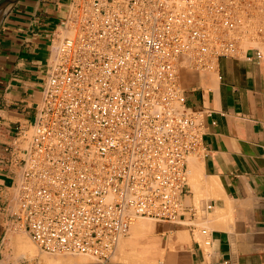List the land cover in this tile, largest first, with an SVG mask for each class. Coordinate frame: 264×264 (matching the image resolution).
<instances>
[{
	"label": "built area",
	"instance_id": "1",
	"mask_svg": "<svg viewBox=\"0 0 264 264\" xmlns=\"http://www.w3.org/2000/svg\"><path fill=\"white\" fill-rule=\"evenodd\" d=\"M255 9L264 17V0H68L34 121L4 149L20 169L11 225L42 253L96 264L137 218L192 226L183 195L202 113L181 70L235 55Z\"/></svg>",
	"mask_w": 264,
	"mask_h": 264
},
{
	"label": "crops",
	"instance_id": "2",
	"mask_svg": "<svg viewBox=\"0 0 264 264\" xmlns=\"http://www.w3.org/2000/svg\"><path fill=\"white\" fill-rule=\"evenodd\" d=\"M67 3L19 0L0 26V264H23V256L7 257L20 169L7 163L4 149L16 127L34 121ZM186 70V105L202 113L203 151L188 159L183 198L198 213L192 226L147 222L132 244L155 264L163 252L155 228L169 244L162 264H264V49L240 46L218 56L213 73Z\"/></svg>",
	"mask_w": 264,
	"mask_h": 264
},
{
	"label": "rangeland",
	"instance_id": "3",
	"mask_svg": "<svg viewBox=\"0 0 264 264\" xmlns=\"http://www.w3.org/2000/svg\"><path fill=\"white\" fill-rule=\"evenodd\" d=\"M255 4H257V3H255ZM248 28L240 30L241 33L239 32L240 33V40H241L240 41V45L244 49L257 48V47L260 48V49H264V17L260 14L258 9L254 10V16L251 18V27L249 29ZM186 69L187 68H182V70H181L182 83H183V77H184L183 75H184L185 72H187ZM206 71L210 72V73L214 72L212 70L211 71L210 70L209 71L206 70ZM200 72H202V71H200ZM140 220H142V221H140ZM135 222H136L137 225L142 224V223L146 224L148 222V223H151V225H153V226H154L155 223H157V221H154V220H151V219H148V218H138V219H136V221H134V223ZM15 231H16V232H14L15 235H17V236H19L21 238H28L29 239V237L25 234V232L23 230H21V229L17 230L16 229ZM139 234H136L134 232L133 236L136 237ZM152 236H153V238L156 241H159V243H161V248H162V250L164 252V253L162 252L161 257L157 260V262L155 264H162L163 261H169L168 257H167V248L169 247V244L166 242V237L163 236L162 234H159L157 231H155V228H154V231L152 233ZM169 239H171V236H170ZM124 240H126L127 243H129V242H133L134 239H131V241H130V235L128 233V235L124 238ZM29 241H30V239H29ZM125 248L127 250L131 249L128 246H126ZM133 248H134L135 253L138 254L136 252V246H134ZM35 253H36L35 254L36 257L34 259H32V260H29V259L27 260L26 257L25 258L23 257L22 258L23 264H48V263L52 264V263L49 262V260H47V258L51 259L50 256H49L50 254H46V253H42L41 254L36 246H35ZM45 255H47V256H45ZM20 256H22V255L19 254L18 257H20ZM62 256H64V255H62ZM7 257H8V260H12L13 259L14 255H13L11 250H8ZM51 257L56 258L58 256H56V255L52 256L51 255ZM139 258H140V264H147L148 263L147 261H145L143 259V257L141 255H139ZM149 264H152V263L150 262Z\"/></svg>",
	"mask_w": 264,
	"mask_h": 264
},
{
	"label": "bare ground",
	"instance_id": "4",
	"mask_svg": "<svg viewBox=\"0 0 264 264\" xmlns=\"http://www.w3.org/2000/svg\"><path fill=\"white\" fill-rule=\"evenodd\" d=\"M198 166H199V164H198ZM187 167H188V165H187ZM140 221H142V220H140ZM144 229H145V223H142V224H139V225H137L136 222L133 223L131 225V227H130V230H129L130 241H131V239L134 238V236H133L134 232L136 234H139ZM14 232H16V231H14ZM8 237H9V240H8V243H7V247H8L9 250L12 251V253L14 255L13 259L12 260H9V261L16 260L17 257L19 256V254H21L24 258L26 257L27 260L28 259L29 260H32V259H34L36 257V255H35L36 254L35 253V246L36 245H34L31 240L29 241L28 238H21V237H19L17 235H13L12 236L11 234ZM126 246H128L131 249L130 250H127L125 248ZM133 247H134V245L132 244V242L127 243V241L124 240V238L121 239L120 242H119V244H118L117 251L110 258V261H109L108 264H140L139 255L135 253ZM40 253L42 254V252H40ZM22 256H20V257H22ZM45 256H47V255H45ZM49 256H50L51 259H48L47 258V260H49V262L52 263V264H96L95 262H93L89 258H86V257H83V256H79V255H64V256H62V255H56V256H58L56 258L51 257V255H49Z\"/></svg>",
	"mask_w": 264,
	"mask_h": 264
},
{
	"label": "water",
	"instance_id": "5",
	"mask_svg": "<svg viewBox=\"0 0 264 264\" xmlns=\"http://www.w3.org/2000/svg\"><path fill=\"white\" fill-rule=\"evenodd\" d=\"M19 0H0V26L2 25L5 17L10 12L12 7L18 2Z\"/></svg>",
	"mask_w": 264,
	"mask_h": 264
}]
</instances>
